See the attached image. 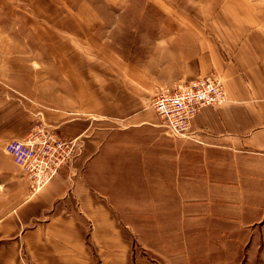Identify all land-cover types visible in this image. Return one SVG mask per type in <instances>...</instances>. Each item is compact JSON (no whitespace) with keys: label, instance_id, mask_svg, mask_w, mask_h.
I'll use <instances>...</instances> for the list:
<instances>
[{"label":"crops","instance_id":"obj_1","mask_svg":"<svg viewBox=\"0 0 264 264\" xmlns=\"http://www.w3.org/2000/svg\"><path fill=\"white\" fill-rule=\"evenodd\" d=\"M220 5L218 35H187L191 39L182 54L174 44L171 69L159 62L155 70L142 64L137 68L120 60L109 68L122 74L114 77L120 80L109 82L105 94L85 93L78 79L70 80L75 88L70 109L28 103L0 81V159L7 141L23 140L38 124L76 142L75 156L36 192L21 168L7 159L18 175L9 178L25 190L0 213V264H99L101 254L114 264L121 245L116 218L145 215L132 213L129 201L141 193L148 202L149 190L155 215L175 218L177 231L214 234L219 241L228 226L242 233L264 219V0ZM211 73L220 77L226 101L201 108L187 138L156 135L154 162L134 165L128 157L131 137L157 126L149 109L154 92ZM101 121L113 124L107 144L100 138ZM133 168H154L155 174L142 177L138 189ZM2 169L0 162L1 177Z\"/></svg>","mask_w":264,"mask_h":264},{"label":"rangeland","instance_id":"obj_2","mask_svg":"<svg viewBox=\"0 0 264 264\" xmlns=\"http://www.w3.org/2000/svg\"><path fill=\"white\" fill-rule=\"evenodd\" d=\"M240 1L0 0V81L11 94L28 103L70 109L75 93L70 80L78 79L85 93L93 90L102 95L108 92L109 82L120 80L114 77L122 74L109 71L120 60L137 68L142 64L155 70L159 62L171 69L174 44L182 54L191 34L218 35L220 3ZM149 109L157 126H147V134L131 137L133 147L128 157L134 165L145 159L154 162L156 135L167 137L150 105ZM99 124L100 138L107 144L108 128L113 124ZM123 154L124 150L121 159ZM8 158L3 153L0 159L4 171L3 177L0 175V213L17 203L25 190L23 184L9 178L15 171ZM107 160L105 148V166ZM117 172L119 187L123 188L124 170ZM130 172L141 189L142 177L154 176L155 169L133 168ZM14 176L18 177L16 173ZM102 181L101 187H105ZM140 194L129 201L131 211L145 215L116 218L121 245L116 249L114 264H264V219L244 227L242 233L228 226L229 232L218 241L214 234L177 231L175 218L155 215L156 202L150 201V190L145 193L148 202L141 200ZM147 203L148 209L144 208ZM109 262L101 254L99 264Z\"/></svg>","mask_w":264,"mask_h":264},{"label":"built area","instance_id":"obj_3","mask_svg":"<svg viewBox=\"0 0 264 264\" xmlns=\"http://www.w3.org/2000/svg\"><path fill=\"white\" fill-rule=\"evenodd\" d=\"M226 101L222 81L211 73L192 81H178L171 90H158L150 103L159 126L173 138L190 135L192 119L205 106H219ZM4 152L21 168L32 191H39L76 153L75 140H66L35 125L23 140H10Z\"/></svg>","mask_w":264,"mask_h":264}]
</instances>
